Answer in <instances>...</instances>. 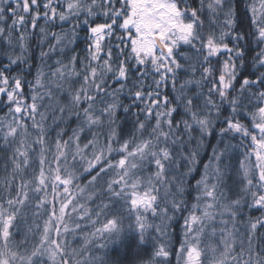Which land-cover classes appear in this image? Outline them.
Listing matches in <instances>:
<instances>
[{"label": "snow or ice", "instance_id": "snow-or-ice-1", "mask_svg": "<svg viewBox=\"0 0 264 264\" xmlns=\"http://www.w3.org/2000/svg\"><path fill=\"white\" fill-rule=\"evenodd\" d=\"M173 258L264 264V0H0V264Z\"/></svg>", "mask_w": 264, "mask_h": 264}, {"label": "trees", "instance_id": "trees-1", "mask_svg": "<svg viewBox=\"0 0 264 264\" xmlns=\"http://www.w3.org/2000/svg\"><path fill=\"white\" fill-rule=\"evenodd\" d=\"M81 36H83V33H81ZM30 44H31L30 56L32 58V62L39 63V49L37 48V41H36V39L31 40L30 41ZM82 48H83V44H80L78 50L79 49H82ZM215 140H216V138L215 137H212V138L209 139L208 143L209 144H214L215 143ZM208 155H210V150L201 152V160H206V158H207ZM231 163L234 165L236 163L235 159H233L231 161ZM199 171H202V169H199L198 172ZM198 172L197 173H194V175L197 176V178H198ZM190 183H194V181H190ZM173 227L176 229V235L173 236V244H176L178 235L180 233V229H179V227H178L177 224H174ZM173 264H175L174 258H173Z\"/></svg>", "mask_w": 264, "mask_h": 264}]
</instances>
